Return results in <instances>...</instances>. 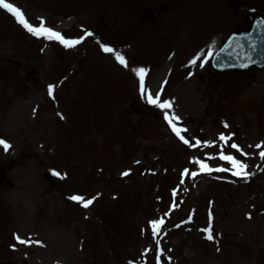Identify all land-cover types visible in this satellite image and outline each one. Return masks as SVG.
I'll use <instances>...</instances> for the list:
<instances>
[{"label":"rangeland","instance_id":"374dc122","mask_svg":"<svg viewBox=\"0 0 264 264\" xmlns=\"http://www.w3.org/2000/svg\"><path fill=\"white\" fill-rule=\"evenodd\" d=\"M5 2L81 42L36 37L0 6V264H264V69L210 67L247 22L237 7L264 0ZM221 153L250 175L219 171Z\"/></svg>","mask_w":264,"mask_h":264},{"label":"snow or ice","instance_id":"6c2138e0","mask_svg":"<svg viewBox=\"0 0 264 264\" xmlns=\"http://www.w3.org/2000/svg\"><path fill=\"white\" fill-rule=\"evenodd\" d=\"M0 6H2L4 9H7L8 12H10L15 19L17 20L18 23H20L29 33H31L32 35L36 36V37H43V38H47L48 40H55L58 41L60 44H62L65 47H74L75 45L79 44L81 42L80 39H69L66 38L64 35H62L60 32L55 31L53 28L51 27H47L45 26V24L43 22H41L39 25H34L33 23L29 22V19L26 18L25 14L23 13V11L17 7L14 6L12 3H7L5 2V0H0ZM88 35H92V33H88ZM103 50L105 52H114V49L109 47L108 45H102ZM116 59L124 66H127V61L125 59V57L123 55H121L120 53L116 52ZM196 61L193 60V63H195ZM138 75L140 76V90L141 93H144L146 91L145 87H144V74H145V69L140 68L136 70ZM53 92V86H49V93L52 94ZM148 102L161 108L164 110H167L169 108L172 107V104L170 101H161L159 95H156L155 98H153V95L149 92L148 93ZM165 119L168 120L169 125L172 127V130L176 133V135L185 143V144H189V140L185 139V137L183 135H181V131H187L186 129H180L176 126L175 123H173V119L178 120L179 117L174 116V114L172 116L168 115L167 111H165ZM227 126V125H226ZM220 139L222 141H224L225 143L228 142L229 137H226L225 135L221 134ZM197 143H201L200 141H197ZM204 143H209V142H204ZM0 145H3L4 150L7 151L11 145L3 140L0 139ZM189 146L191 147L192 145L189 144ZM231 147L236 148L240 151H242V149H240V146L237 144H232ZM257 147H261V145H257ZM245 155H247V153H245ZM260 157L261 159H264V151L260 152ZM220 158L226 161H229L232 165L231 169H218L219 171H227V170H231L233 175L236 176H242L244 178H247L250 173H248L246 171L247 169V165L245 163H243L241 160L237 159L235 156L232 155H225L224 153H221ZM194 163L198 164L200 166V170L202 172H208L210 173L212 171V169L209 167V165L207 163H205L202 160H195ZM54 174L57 176H61L62 174L60 172H55ZM125 175H127L128 173H124ZM185 174H187V170L185 171ZM193 176L196 175V173H192ZM72 200L74 201H78L79 203H81L85 208H87L90 204H92L93 200L92 199H85V197L81 196V195H73L71 197ZM152 228L153 231H158L159 228L163 225L164 221L163 219L159 220V221H152ZM206 231H208L209 235L208 238L212 239V235H211V230L210 229H206ZM17 240H19L21 243L27 244L29 243V241L27 240H23L21 239L19 236H17Z\"/></svg>","mask_w":264,"mask_h":264},{"label":"water","instance_id":"95a60500","mask_svg":"<svg viewBox=\"0 0 264 264\" xmlns=\"http://www.w3.org/2000/svg\"><path fill=\"white\" fill-rule=\"evenodd\" d=\"M248 25L236 28L215 53L211 66L218 74H246L264 68V15L242 10Z\"/></svg>","mask_w":264,"mask_h":264}]
</instances>
